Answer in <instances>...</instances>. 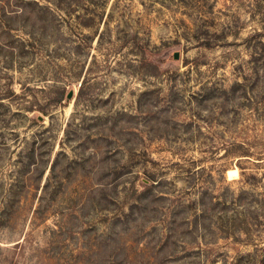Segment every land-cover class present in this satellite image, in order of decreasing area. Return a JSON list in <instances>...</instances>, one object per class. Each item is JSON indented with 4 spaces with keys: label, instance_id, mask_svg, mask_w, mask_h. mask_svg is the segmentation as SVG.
<instances>
[{
    "label": "rangeland",
    "instance_id": "1",
    "mask_svg": "<svg viewBox=\"0 0 264 264\" xmlns=\"http://www.w3.org/2000/svg\"><path fill=\"white\" fill-rule=\"evenodd\" d=\"M0 264H264V0H0Z\"/></svg>",
    "mask_w": 264,
    "mask_h": 264
},
{
    "label": "water",
    "instance_id": "2",
    "mask_svg": "<svg viewBox=\"0 0 264 264\" xmlns=\"http://www.w3.org/2000/svg\"><path fill=\"white\" fill-rule=\"evenodd\" d=\"M180 57V52L179 51H176L175 54H174V58L178 59ZM73 96V91H71L69 94H68V97L71 98Z\"/></svg>",
    "mask_w": 264,
    "mask_h": 264
}]
</instances>
